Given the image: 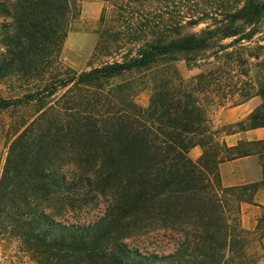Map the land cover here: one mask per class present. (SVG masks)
Masks as SVG:
<instances>
[{
	"label": "trees",
	"instance_id": "trees-1",
	"mask_svg": "<svg viewBox=\"0 0 264 264\" xmlns=\"http://www.w3.org/2000/svg\"><path fill=\"white\" fill-rule=\"evenodd\" d=\"M78 14L71 0H0V86L19 84L0 96V236L41 264H264V206L242 224L264 190V140H224L264 126V107L215 122L264 99V0H115L94 52L109 59L87 71L61 61ZM249 156L263 180L225 187L220 166ZM162 231L171 252L149 249Z\"/></svg>",
	"mask_w": 264,
	"mask_h": 264
},
{
	"label": "rangeland",
	"instance_id": "rangeland-1",
	"mask_svg": "<svg viewBox=\"0 0 264 264\" xmlns=\"http://www.w3.org/2000/svg\"><path fill=\"white\" fill-rule=\"evenodd\" d=\"M78 8L79 14L77 18L71 23L70 32L64 43L61 61L62 63L71 69L78 71H87L92 67L98 66L101 63L108 61L109 58L96 57L94 55L95 48L98 42V31L100 29V19L104 9L110 7L115 0H71ZM7 22L4 18H0L1 24ZM178 68L181 74L185 78H190L196 75L199 71L197 69L190 70L185 62L178 63ZM4 85L0 86V96L9 97L13 95L19 87L18 83H12V81H6ZM152 95V90L148 87L137 98V102L142 107H147ZM222 110V109H220ZM218 110L217 113L220 111ZM215 115V117H216ZM10 121V114L6 113L0 116V139H7L4 132ZM217 124V123H216ZM220 125V124H218ZM6 145L5 141L0 142V172L2 171L5 158H6ZM201 155V149L195 148L191 157L197 160ZM248 203H244L242 207ZM253 205V204H250ZM256 205V204H254ZM106 205L102 203L95 210L86 212L79 215L76 218L81 223H90L96 218L103 216ZM256 211V210H255ZM262 209H260L261 213ZM259 213V214H260ZM256 223V217H254V209L246 208L245 212L242 210V224L247 230H253ZM159 234V235H158ZM158 240L156 241V236ZM180 237V236H178ZM153 241V245L150 246V250L158 245H166L168 247L167 252L172 251L173 242L169 239H165L163 231L155 233L154 237H151L150 242ZM131 246L137 247L134 243L127 241ZM149 242H147L148 244ZM167 243H171L167 245ZM142 247V246H141ZM141 252H145V248L140 249ZM0 264H41L40 261L34 259V257L22 251L21 246L17 241L5 240L0 236Z\"/></svg>",
	"mask_w": 264,
	"mask_h": 264
},
{
	"label": "crops",
	"instance_id": "crops-1",
	"mask_svg": "<svg viewBox=\"0 0 264 264\" xmlns=\"http://www.w3.org/2000/svg\"><path fill=\"white\" fill-rule=\"evenodd\" d=\"M260 107H264V99L255 97L240 106L220 110L215 117V122L220 125L235 124L247 120ZM224 140L230 147L236 146L240 141H262L264 126L227 135ZM220 174L225 187L243 186L263 180V169L257 156L225 162L220 166ZM255 203L256 205L245 204L242 210L245 212L246 208L254 209V217L257 219L261 207L264 206V190L257 192Z\"/></svg>",
	"mask_w": 264,
	"mask_h": 264
}]
</instances>
